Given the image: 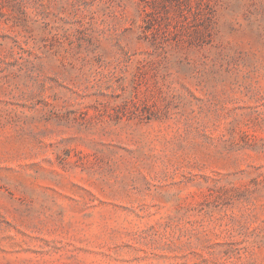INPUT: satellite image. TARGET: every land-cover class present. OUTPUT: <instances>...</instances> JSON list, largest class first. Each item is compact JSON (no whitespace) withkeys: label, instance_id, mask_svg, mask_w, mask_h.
Segmentation results:
<instances>
[{"label":"rangeland","instance_id":"374dc122","mask_svg":"<svg viewBox=\"0 0 264 264\" xmlns=\"http://www.w3.org/2000/svg\"><path fill=\"white\" fill-rule=\"evenodd\" d=\"M0 264H264V0H0Z\"/></svg>","mask_w":264,"mask_h":264}]
</instances>
